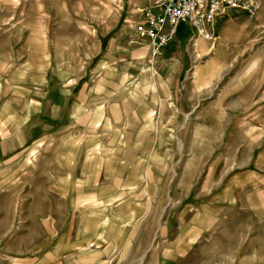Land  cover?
Returning <instances> with one entry per match:
<instances>
[{
    "label": "rangeland",
    "instance_id": "obj_1",
    "mask_svg": "<svg viewBox=\"0 0 264 264\" xmlns=\"http://www.w3.org/2000/svg\"><path fill=\"white\" fill-rule=\"evenodd\" d=\"M260 1L252 21L224 18L227 32L201 37L211 50L182 23L176 49L151 58L128 42L147 0H0V249L51 247L82 179L73 158L129 149L133 160L95 168L96 184L126 195L116 213L127 224L111 226L126 238L100 242L110 264H264ZM131 56L146 57L160 92L143 150L126 142L138 129L112 127L141 96L143 66L110 64ZM159 57L176 61L167 70Z\"/></svg>",
    "mask_w": 264,
    "mask_h": 264
},
{
    "label": "crops",
    "instance_id": "obj_2",
    "mask_svg": "<svg viewBox=\"0 0 264 264\" xmlns=\"http://www.w3.org/2000/svg\"><path fill=\"white\" fill-rule=\"evenodd\" d=\"M226 19H220L214 26V30L217 29L222 33L227 32L230 23L228 22L229 20ZM183 24L191 27L186 23ZM181 25L182 23L178 26L175 38L163 48V55L171 48L176 49L178 42L185 38L178 36ZM201 37H204L203 39H213L214 35L206 32L198 33L197 40ZM203 39H200L202 40L200 43H203L202 46L203 49H205L206 45H209V42H205ZM139 47L149 50L147 44H141ZM211 49L212 47L208 46L207 50ZM108 60H110V58ZM113 61L115 62H110V64H126L134 61L132 63L143 66V74L140 75L143 78H141L140 82L134 84L135 86H138L141 96L126 100V104H129L131 100L134 103L133 105L136 106V110L130 108L124 111L126 112V118L123 116L121 117V113L116 112V110L112 113V117L114 118L113 128L121 127L125 129L129 128L131 130L138 129V133L141 135L139 141L137 138H134V135H130L132 137H129L126 142L128 145L138 144L140 145L139 148L143 150V145L145 143L149 144L148 141H151V139L146 140L150 136H143H145L146 131L151 127L149 123L150 113L152 112L153 107L156 106V103L159 102L160 92L152 85L149 72L150 68L146 66V64H148L146 57H120L114 58ZM175 61L176 59H174L173 62L169 57H159L157 58L156 65L160 68V66L165 64V67L169 66L167 68V70H169L170 66L175 64ZM180 65L182 66V68H180L182 71V69H184V63L180 62ZM170 83L171 87H174L172 84L173 80ZM89 86L90 85L87 86V90H89ZM168 95H174L173 88L171 91L168 90ZM113 105H117L120 108L122 102L115 101ZM186 114L189 116V112ZM116 117L119 119L121 118V120L125 118L123 121H126V123L116 124L121 122H116ZM90 118L91 117L87 118L88 123ZM186 121L187 119L184 120V122ZM81 123H84V121ZM88 134L89 143H87L92 144V139L94 138H92L93 136L90 132ZM131 134H133V132ZM136 134L137 133H135V135ZM109 139H111L112 142H116L114 141L115 138L111 136L99 143L102 145L107 144V142L110 141ZM92 151L94 152L93 149ZM107 154L110 153L103 154L102 156L97 155V153H89L86 151L82 157L73 158V160H80L81 162L78 169V176L80 178L82 177V179H79L80 182L78 185L75 184L74 197L71 200L70 205L66 206L68 215L63 221L65 222L64 225L66 227L63 226V231H57L55 236H50L48 239L49 241H52L51 247H48V244H45L40 249H32L30 246L24 247L22 250H17L14 246L11 248L9 247L8 249H0V264H110L112 250L109 245H102L100 242L126 238L121 235H113L111 232L112 225L127 224L126 216L116 213L120 206L124 204L126 195H123V190L120 186L108 184L104 178H100L99 182L96 184L97 175L95 168L97 162L100 160H104V162L108 160L111 161L110 159L121 160L125 158L126 160H131L133 155L130 153L129 149L113 158L107 157ZM140 158L143 159L142 156ZM73 174L75 175L74 171ZM96 242L99 243V245L93 247Z\"/></svg>",
    "mask_w": 264,
    "mask_h": 264
},
{
    "label": "built area",
    "instance_id": "obj_3",
    "mask_svg": "<svg viewBox=\"0 0 264 264\" xmlns=\"http://www.w3.org/2000/svg\"><path fill=\"white\" fill-rule=\"evenodd\" d=\"M139 8V20L129 34L133 45L147 44L151 58L160 55L176 36L180 23H186L198 33H212L222 18L242 16L246 21L257 17L260 0H147Z\"/></svg>",
    "mask_w": 264,
    "mask_h": 264
},
{
    "label": "bare ground",
    "instance_id": "obj_4",
    "mask_svg": "<svg viewBox=\"0 0 264 264\" xmlns=\"http://www.w3.org/2000/svg\"><path fill=\"white\" fill-rule=\"evenodd\" d=\"M187 116H188V114H185V116H184V120L187 119ZM180 149H182V143H181V142H180Z\"/></svg>",
    "mask_w": 264,
    "mask_h": 264
}]
</instances>
